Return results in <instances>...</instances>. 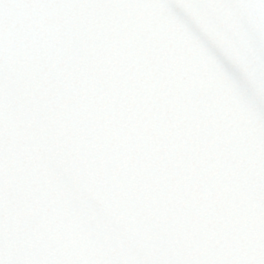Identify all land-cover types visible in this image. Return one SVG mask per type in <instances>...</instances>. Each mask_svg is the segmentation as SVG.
Returning <instances> with one entry per match:
<instances>
[{
  "label": "water",
  "instance_id": "water-1",
  "mask_svg": "<svg viewBox=\"0 0 264 264\" xmlns=\"http://www.w3.org/2000/svg\"><path fill=\"white\" fill-rule=\"evenodd\" d=\"M0 264H264V0H0Z\"/></svg>",
  "mask_w": 264,
  "mask_h": 264
}]
</instances>
